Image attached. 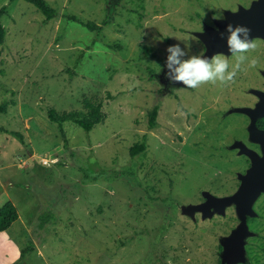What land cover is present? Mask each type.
<instances>
[{"label": "rangeland", "instance_id": "374dc122", "mask_svg": "<svg viewBox=\"0 0 264 264\" xmlns=\"http://www.w3.org/2000/svg\"><path fill=\"white\" fill-rule=\"evenodd\" d=\"M47 1L57 14L44 21L26 0H0V205L11 200L19 213L0 233V264H222L236 204L206 216L183 207L238 189L251 160L235 142L262 154L235 108L264 92V39L251 37L257 47L234 82L195 89L166 77L167 48L202 55L200 34L255 0ZM216 54L231 70L235 56ZM83 99L102 100L107 117L90 131L64 122V144L46 107L82 110ZM143 136L145 151L131 157ZM250 207L234 264H264V191Z\"/></svg>", "mask_w": 264, "mask_h": 264}, {"label": "water", "instance_id": "95a60500", "mask_svg": "<svg viewBox=\"0 0 264 264\" xmlns=\"http://www.w3.org/2000/svg\"><path fill=\"white\" fill-rule=\"evenodd\" d=\"M229 23L234 27L236 25L248 27L250 38L255 36L264 39V0H255L249 8H241L236 12L227 13L225 19L218 22V29H207L201 33L200 37L206 47L201 56L210 58L218 52H229L227 46L228 33L226 31V25ZM221 33L224 34L223 37ZM167 71L169 70L167 69ZM252 92L259 97L255 106H239L235 110L244 112L249 116L250 139L260 143L262 154L248 148L243 142H235L233 145L239 148V152L247 155L251 160L249 168L239 176L241 181L238 189L233 194L223 197H217L205 191L203 195L206 199L203 203L183 207L186 213L197 209L202 212L203 216H206L211 213V207L221 212L226 205L236 204L240 224L229 237L221 241L223 246L222 264H234L243 260L242 239L247 229L246 217L250 213L253 199L260 191H264V129L258 128L256 124V120L264 116V92L257 89H253Z\"/></svg>", "mask_w": 264, "mask_h": 264}, {"label": "clouds", "instance_id": "9594fccd", "mask_svg": "<svg viewBox=\"0 0 264 264\" xmlns=\"http://www.w3.org/2000/svg\"><path fill=\"white\" fill-rule=\"evenodd\" d=\"M223 19L222 17H213ZM227 46L230 53L235 56L236 62L231 66L229 61L221 54L212 57L201 55H189L186 59H181L186 55L179 45H170L167 48L169 53L166 60V67L169 70L165 73L171 82L181 83L188 88H199L201 85L211 83L227 86L234 82L236 73L241 65L248 61L245 53L254 51L257 44L250 38V29L244 25L235 27L229 23L226 25ZM223 33L221 36L223 37ZM243 37V38H242ZM257 61L253 58L249 61V66L254 67Z\"/></svg>", "mask_w": 264, "mask_h": 264}, {"label": "trees", "instance_id": "16d2710c", "mask_svg": "<svg viewBox=\"0 0 264 264\" xmlns=\"http://www.w3.org/2000/svg\"><path fill=\"white\" fill-rule=\"evenodd\" d=\"M14 1V0H9ZM33 4L44 16V21L52 19L57 14V9L50 5L47 0H26ZM6 13V5L0 6V43L3 42L6 29L1 21V17ZM85 26L94 30L96 33H99L101 26L94 22H86ZM83 109H70V110H59L53 106L46 107V116L47 118L58 125V131L62 137L64 144L67 142L65 131L62 124L64 122H73L85 131H90L96 124L104 122L107 117V113L104 108V103L102 100H82ZM5 104H0V110L4 111ZM157 114H158V105H153L148 111L147 126L148 128H155L157 125ZM257 127L264 129V116L256 120ZM11 134L16 135L22 140V135L17 131H11ZM146 137L143 136L141 141L134 142L129 147V155L134 157L146 149ZM19 213L16 205L11 200H6L0 205V232L8 229L10 225L18 219ZM43 218V216H42ZM253 217L247 218V224L250 226L253 221ZM45 218L42 219L44 222ZM261 250L264 251V247H261Z\"/></svg>", "mask_w": 264, "mask_h": 264}, {"label": "flooded vegetation", "instance_id": "af4514ba", "mask_svg": "<svg viewBox=\"0 0 264 264\" xmlns=\"http://www.w3.org/2000/svg\"><path fill=\"white\" fill-rule=\"evenodd\" d=\"M244 155H245V154H244ZM246 156H247V155H246ZM247 157H248V156H247ZM248 158H249V157H248ZM248 217H252V216H247V217H246V222H247V218H248Z\"/></svg>", "mask_w": 264, "mask_h": 264}, {"label": "crops", "instance_id": "0c3cea01", "mask_svg": "<svg viewBox=\"0 0 264 264\" xmlns=\"http://www.w3.org/2000/svg\"><path fill=\"white\" fill-rule=\"evenodd\" d=\"M3 232V231H2ZM2 232H0V233H2Z\"/></svg>", "mask_w": 264, "mask_h": 264}, {"label": "built area", "instance_id": "2783aa9c", "mask_svg": "<svg viewBox=\"0 0 264 264\" xmlns=\"http://www.w3.org/2000/svg\"><path fill=\"white\" fill-rule=\"evenodd\" d=\"M55 160H56V158H55Z\"/></svg>", "mask_w": 264, "mask_h": 264}]
</instances>
